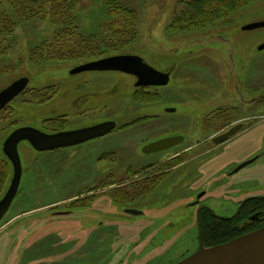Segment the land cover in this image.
<instances>
[{"label": "rangeland", "instance_id": "374dc122", "mask_svg": "<svg viewBox=\"0 0 264 264\" xmlns=\"http://www.w3.org/2000/svg\"><path fill=\"white\" fill-rule=\"evenodd\" d=\"M110 1L136 18L114 36L109 24L119 18L107 14ZM190 1L80 0L73 44L56 59L48 47L64 26L50 8L45 19H21L2 33L0 91L30 79L0 114V163H10L12 172L5 193L14 171L3 148L14 130L56 134L107 121L118 126L52 151L20 143L23 176L0 220V264H177L216 247L202 239L203 208L226 219L248 198L264 197V28L244 30L264 21V0L205 27L186 26ZM124 54L171 72L170 83L136 87L137 78L121 72L72 73ZM240 123L244 128L231 139L213 142ZM177 135L184 144L144 152L147 144ZM226 150L225 158L241 162L213 176L208 164ZM233 257L229 264H250Z\"/></svg>", "mask_w": 264, "mask_h": 264}, {"label": "water", "instance_id": "95a60500", "mask_svg": "<svg viewBox=\"0 0 264 264\" xmlns=\"http://www.w3.org/2000/svg\"><path fill=\"white\" fill-rule=\"evenodd\" d=\"M264 28V21L250 24L244 28L246 31H253ZM259 50H264V44ZM91 71H115L137 78L136 87H160L167 86L170 83L171 75L169 72H161L149 65L143 58L136 55H116L110 56L96 61L87 62L72 70L73 74ZM30 83L28 77L20 78L11 83L7 88L0 91V111L9 105L14 99L21 95ZM244 127L240 123L226 132L216 136L213 141L215 144L223 143L227 139L238 134ZM117 128V123L107 121L97 125L65 131L56 134H48L34 127H20L14 130L4 143V153L13 166V178L11 184L0 200V220L8 212L17 197L21 180L23 176L22 161L19 153V145L21 142L27 141L31 143L33 148L39 152L52 151L65 147H73L86 142L102 138L113 132ZM184 136H170L147 144L144 152L158 153L171 150L184 143ZM257 158L248 160L239 165L235 173L252 164ZM131 213H135L130 210ZM257 217L254 216L255 220ZM264 249V228L251 232L249 234L238 237L228 243L202 249L198 253L184 259L177 264H205L209 259L233 255L243 257L249 253H253Z\"/></svg>", "mask_w": 264, "mask_h": 264}, {"label": "trees", "instance_id": "16d2710c", "mask_svg": "<svg viewBox=\"0 0 264 264\" xmlns=\"http://www.w3.org/2000/svg\"><path fill=\"white\" fill-rule=\"evenodd\" d=\"M80 0H0V36L9 34L20 24L21 19H45L51 9V17L60 19L64 27L56 32V40L48 51L56 59L73 44L74 33L78 29L77 8ZM253 0H191L186 16L191 22L189 25L205 27L207 24L223 20L229 15L239 11ZM120 3L110 1L107 14L117 15L119 20H112L108 31L112 36L122 34L123 22L135 23V12L122 6ZM119 8V9H118ZM185 18V14L184 17ZM119 23L120 30L117 29ZM67 53V52H66ZM69 55V54H68ZM6 109V108H5ZM2 110L0 114L5 111ZM1 123V120H0ZM10 163H0V198L6 191L10 181ZM254 214V215H253ZM202 221V239L207 247L228 243L247 233L264 226V197L248 198L243 207L231 218H219L210 209L203 208L199 214ZM257 218L254 220L253 217ZM262 224V225H261Z\"/></svg>", "mask_w": 264, "mask_h": 264}, {"label": "crops", "instance_id": "0c3cea01", "mask_svg": "<svg viewBox=\"0 0 264 264\" xmlns=\"http://www.w3.org/2000/svg\"><path fill=\"white\" fill-rule=\"evenodd\" d=\"M257 150H258V148H256L255 151L251 152L250 154L249 153L246 154L244 156V159H248V158L250 159L253 156H255V154L257 153ZM226 153H227V150L225 152H223V153L216 154V156L213 157L211 162L208 164L210 169L213 170V176L215 174H217L218 171L226 170L229 166H231V165H233L235 163L239 164L241 162V161H239L240 157L239 158H234V159L233 158H228V157L225 158V156L227 155ZM257 177L260 178V176H257ZM213 213H214V211H213Z\"/></svg>", "mask_w": 264, "mask_h": 264}, {"label": "bare ground", "instance_id": "6f19581e", "mask_svg": "<svg viewBox=\"0 0 264 264\" xmlns=\"http://www.w3.org/2000/svg\"><path fill=\"white\" fill-rule=\"evenodd\" d=\"M263 254L264 250L249 253L245 256L244 260L250 262V264H264ZM233 258V255L215 257L207 260L205 264H229Z\"/></svg>", "mask_w": 264, "mask_h": 264}, {"label": "flooded vegetation", "instance_id": "af4514ba", "mask_svg": "<svg viewBox=\"0 0 264 264\" xmlns=\"http://www.w3.org/2000/svg\"><path fill=\"white\" fill-rule=\"evenodd\" d=\"M169 73H170V75H171V72H169ZM171 76H172V75H171ZM242 124H244V123H242ZM225 132H226V131H225ZM221 134H222V133H221ZM219 135H220V134H219ZM214 138H215V137H214ZM214 138H213V139H214ZM98 139H99V138H98ZM185 139H186V138H185ZM213 139H212V140H213ZM95 140H96V139H95ZM185 141H186V140H185ZM185 141H184V143H185ZM213 142H214V141H213ZM225 142H226V141H225ZM184 143H182V144H184ZM223 143H224V142H223ZM182 144H181V145H182ZM239 211H240V210H239ZM212 212H213V211H212Z\"/></svg>", "mask_w": 264, "mask_h": 264}]
</instances>
